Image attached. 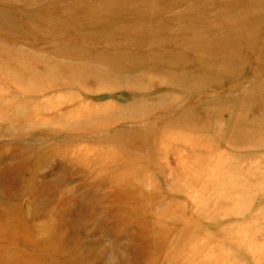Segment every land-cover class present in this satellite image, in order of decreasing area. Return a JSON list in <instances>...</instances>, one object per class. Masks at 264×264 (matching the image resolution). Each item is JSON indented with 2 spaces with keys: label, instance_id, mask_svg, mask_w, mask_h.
<instances>
[{
  "label": "rangeland",
  "instance_id": "1",
  "mask_svg": "<svg viewBox=\"0 0 264 264\" xmlns=\"http://www.w3.org/2000/svg\"><path fill=\"white\" fill-rule=\"evenodd\" d=\"M107 1H28L37 17L23 0L0 2L17 20L0 24V153L20 152L22 166L44 179L33 190L0 167V188L8 202L19 198L26 218L35 209L41 219L43 202L54 209L59 238L56 249L22 233L37 243L17 237L0 250L14 251L17 264H67L95 243L99 257L82 262L264 264V120L244 136L233 127L257 122L245 106L251 81L264 79V0L213 6L228 12L218 21L185 17L183 7L162 11L159 26L135 37L116 30L126 19L103 15ZM21 47L27 53L9 66V50ZM75 47L90 58H72ZM151 58L160 70L141 71ZM45 71L60 79L26 85ZM28 102L30 114L11 117ZM94 211L103 212L99 221Z\"/></svg>",
  "mask_w": 264,
  "mask_h": 264
},
{
  "label": "bare ground",
  "instance_id": "2",
  "mask_svg": "<svg viewBox=\"0 0 264 264\" xmlns=\"http://www.w3.org/2000/svg\"><path fill=\"white\" fill-rule=\"evenodd\" d=\"M23 1H25L26 5H28V7H29V11L27 13L29 15H34L32 17H37L38 16L37 11L36 10L31 11L30 6H33V5L28 3V1L34 3L33 0H23ZM78 1L80 2L82 0H78ZM0 2L12 4L11 0H0ZM106 4L111 8V10H106V8L103 9L102 13H103V15H106V18L115 16V17L124 18L127 20V21L123 22L122 24H118L116 30H123L124 29L125 32L127 30V31H129V33H127L129 35V37H135L134 35H135V32L137 31V28L152 29V28H156L157 26H159L160 21L158 20V15L162 11H166V10H170V9L172 10L176 7H183L182 9H178L177 12L182 11V14L185 17H200V18L204 17V21H206L208 18H211L214 21H218V20H223V19L228 18L227 17L228 12L226 11L225 8H214L213 6H217V5L219 6V5H223V4L228 5L229 2H227V0H108L106 2ZM92 13L93 12L91 11L90 13H88V15L92 14ZM136 14H138V18L136 16ZM137 19H138V21H137ZM167 22H170V21H167ZM16 23H17V20L16 19L13 20V18L10 15V12L8 11L7 8H0V24L2 25V27H6V28H12L13 27L14 28L15 27L14 25ZM62 26L67 27L68 24L63 23ZM150 32H148V33H150ZM192 37H193V34H192ZM220 40H222L220 42V44H222V45H226L229 42V40H227L226 38H223ZM80 51H82V50L78 47L73 48L72 50H70L71 57L75 58V59L90 58L89 55L85 56L83 54H79ZM9 52H11L9 57H13L12 60L8 62L9 66H11V63H13V59H14L15 55L27 53V51L24 50V48H22V47L10 49ZM56 52H58V51H56ZM100 55L101 54H97V56H100ZM258 58H259V60L264 61V45H262L260 48V53L258 55ZM146 62H148V61H146ZM23 65L24 64H22V66H20V69L23 67ZM151 65H152V58L150 60L149 65L146 63L141 64L140 70L145 71V70H149V68H153V69H156L159 71L161 68L159 66L156 67V63H153V67ZM15 67L19 69V66L17 64V60L15 62ZM247 70H248V68H247ZM23 71L24 70H21V73H23ZM33 75L31 74L27 77V78H31V79L28 80L26 85L35 81L37 84H39L43 87V86H45V83L40 84V82L38 80L43 79L45 82H48V81H56L57 79H60L58 77L59 76L58 71H55L54 74L51 71H45L43 73H39L38 75L37 74H33ZM17 77H20V73L19 74L17 73ZM17 80L19 81V79H17ZM147 80L148 79H144V82H147ZM228 80L230 82H232L234 79L229 78ZM252 82H254V83H252ZM246 86H248V85H246ZM250 89H251V91H254V92L251 93L249 95V97L247 98V101H246L247 103H246L245 107L247 110L249 109V111H251V118L255 117L257 122H254V121L251 122V120L241 121L238 123H237V121L234 122L233 127H235L237 129V132L243 136L247 135V134H252L253 132H255L258 129V127H261L259 125V120L260 119L264 120V79H260L258 81H251ZM29 103L30 102L17 105V110L15 108L13 109V110H16V112L13 115H11V117L14 118L16 116V114H18V113H23L25 116L30 114L32 112V108L30 107ZM256 105L257 106L259 105L260 108H257ZM243 113H244V111H243ZM231 121H234V119H232ZM91 150H92L91 154H94V152H93L94 149H91ZM7 160H9V161H7ZM22 160H23V157L21 156L20 152H19V154H16V153H8L7 154L6 152L0 153V167H5L4 169H6L7 171H18V173H20L23 176V179H25V180L27 179V181H28L27 185H29L30 188H32L33 190L39 189V187H41L40 181L44 180L43 175L41 174V172L39 170H37V172H38L37 174L36 173L31 174L30 172H28V168L22 166ZM79 172H80V170L73 171L70 174H68L67 176H69V175L72 176L74 174H78ZM25 175H27V178H25ZM36 175L38 178H37V180L34 181ZM82 177H83V175H82ZM39 179H42V180H39ZM75 179H77V178H75ZM65 192H66L65 196L67 198H65L64 200H67V199L69 200L70 198H72V196H68V195H73L74 190L72 187L70 189H67ZM7 195H8V189H4L3 187H1L0 188V243H2V245H3V243L11 245L12 244L11 242L14 243L17 241V237H19V243H22L24 241V239L28 238L29 235L34 236L35 234H39L40 238L38 240L39 241L38 244H40L41 246H45V245L50 246V247L55 246V248H56V244L59 242V238L57 236H55V240L52 238V237H54L52 232L54 230H57V224H58V221L56 222L57 219L55 218L56 215H54L55 210L54 209H52L50 211L44 210L45 207L43 208L42 205L44 206L45 202H43V203L41 202L42 205L40 204L41 206H39V205H37V206H38V215L41 216L42 218L39 219V217H38V220L35 221L34 220L35 209L32 212L31 216L26 218L27 217V216H25L26 213L22 214V211H23L22 205L20 206L18 204V203H20V202H18L19 198L17 199V201L15 203H10L8 201L12 200V198H9ZM62 195H63V192L61 193V196ZM99 196L103 197L102 195H99ZM73 197H76V196H73ZM89 198H91V197H88V199ZM87 202H89V201H87ZM86 205H88V204H86ZM23 207L25 208V206H23ZM89 208H90V205H89V207H86L84 212L85 211L88 212ZM92 211L93 210H91V212ZM41 212H44L45 215L42 216ZM76 213H77V211L75 210L74 215ZM93 213H98L94 216V217H97V221L100 220L98 216L103 215V212H101V211H94ZM36 216H37V214H36ZM74 218H75V216H74ZM67 231H68L67 229L63 228L64 233ZM18 232L21 235H19ZM22 233H24V235L26 233H28L29 235L22 237V235H23ZM30 236H29V238L33 239ZM75 236H76V234L71 233V235L68 236V238H64V237L62 238L63 240H61L62 241L61 245L66 251H63L62 247H61L60 252H59L60 254L65 255L67 253L69 246H71L72 245L71 243H73L71 240L75 239ZM33 240H34V243L35 242L37 243V240L36 241H35V239H33ZM100 247H101V245L99 246V244H97V243H95L93 245H89V246L85 245V246L81 247L80 249L77 247L78 252L75 253V255H74L75 257H72L71 259H69L68 262L67 261L66 262H67V264H90L88 262L84 263L82 261L83 260L88 261V259L91 258L93 253H94L93 256L97 257L98 256L97 251L99 250ZM15 256H16V253H14V251H11L8 249H1L0 250V264H17V263H13L14 261L16 262ZM36 260H37V264H38L39 261H38V259H36ZM41 260L43 261L44 259H41ZM29 263L32 264L33 260H30ZM64 264H66V263L64 262Z\"/></svg>",
  "mask_w": 264,
  "mask_h": 264
}]
</instances>
